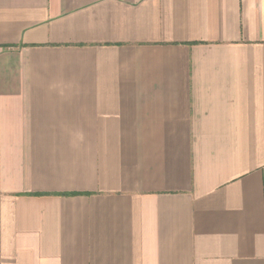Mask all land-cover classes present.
I'll use <instances>...</instances> for the list:
<instances>
[{
  "label": "crops",
  "instance_id": "0c3cea01",
  "mask_svg": "<svg viewBox=\"0 0 264 264\" xmlns=\"http://www.w3.org/2000/svg\"><path fill=\"white\" fill-rule=\"evenodd\" d=\"M0 264H264V0H0Z\"/></svg>",
  "mask_w": 264,
  "mask_h": 264
}]
</instances>
